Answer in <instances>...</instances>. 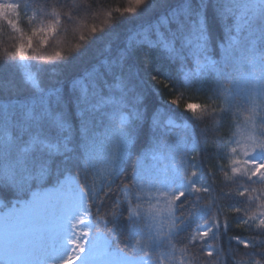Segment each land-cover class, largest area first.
<instances>
[{
  "label": "trees",
  "instance_id": "1",
  "mask_svg": "<svg viewBox=\"0 0 264 264\" xmlns=\"http://www.w3.org/2000/svg\"><path fill=\"white\" fill-rule=\"evenodd\" d=\"M169 2L157 0L159 6L154 9L149 0L135 15H115L110 25L90 37L92 25L99 26L106 13L126 0H0V53L19 42L17 21L25 34L37 31L36 26L57 25L45 45L34 38L29 55L35 58L26 62L39 71L44 90L36 100L41 115L33 127L37 135L47 136L45 117L62 115L72 149L65 159L76 161L72 166L58 162L66 151L62 138L58 150L41 148L53 156L42 166L40 153L33 157L24 152L21 133L11 146L0 145V201L9 206L70 177L85 194L94 230L102 232L114 249L142 256L157 245L138 231L144 220L139 212L147 199L140 166L157 152L173 161L184 155L199 186L175 201L168 242L185 254L187 264H264V177L257 180L236 173L227 161L236 132L248 122L254 135L264 141V114L253 113L244 93L236 89L244 80L246 59L255 55L264 64V32L245 28L239 42L228 49V29L221 23L219 10H213L205 39L216 64L186 83L178 61L138 46L144 30ZM252 7L264 9L261 4ZM24 12L33 26L25 25ZM81 35L89 39L75 52ZM125 46L127 62L114 65L119 75L113 72L106 77L101 63ZM56 52L69 56L42 59ZM18 63L0 62L9 99L25 94L16 74ZM92 68L95 72L90 73ZM113 77L117 83H112ZM76 78L87 84V99L73 86ZM49 92L53 93L50 102ZM177 97L179 105L173 103ZM189 101L203 105L202 114L186 111ZM122 116L127 121L124 125L118 122ZM168 119L187 127H169ZM114 138L122 140V153L117 149L111 154ZM257 218L261 222L253 223ZM204 231L208 235L203 236Z\"/></svg>",
  "mask_w": 264,
  "mask_h": 264
},
{
  "label": "rangeland",
  "instance_id": "2",
  "mask_svg": "<svg viewBox=\"0 0 264 264\" xmlns=\"http://www.w3.org/2000/svg\"><path fill=\"white\" fill-rule=\"evenodd\" d=\"M10 8L14 6L10 4ZM22 19L27 27L33 26L26 12ZM262 64L255 55L246 59L244 80L236 87L246 96L253 113L260 115L264 114ZM252 72L254 78L249 76ZM118 122L124 125L127 121L122 116ZM165 123L169 127H187L172 119ZM251 126L248 122L236 132L227 161L234 172L261 180L264 141L254 135ZM110 142L115 144L111 154L117 149L123 152L121 139L114 138ZM194 176V171L188 170L184 155L173 161L157 152L140 166L147 199L139 212L144 220L138 231L157 247L139 257L112 248L104 234L93 230L85 195L71 178L65 177L46 188L48 190H35L27 200L15 201L9 206L0 202V264H187L185 254L168 241L172 233L173 206L183 194L199 186ZM122 193L126 199L128 190L124 188ZM33 202L41 207L29 214L28 208ZM260 222V218L253 219L255 224ZM206 235L208 231L203 232V236ZM9 240L14 242L15 251L9 250Z\"/></svg>",
  "mask_w": 264,
  "mask_h": 264
},
{
  "label": "snow or ice",
  "instance_id": "3",
  "mask_svg": "<svg viewBox=\"0 0 264 264\" xmlns=\"http://www.w3.org/2000/svg\"><path fill=\"white\" fill-rule=\"evenodd\" d=\"M148 3L149 0H126L122 7L106 13V18L99 26L92 25L90 37L110 25L115 15L121 17L135 15ZM257 3L264 5V0H170L164 6L165 11L157 15L155 23L144 30L138 46L150 52L160 51L170 59L178 61L185 82L189 83L201 76L204 68L214 67L216 64L213 53L208 51L209 41L205 39L208 19L213 10H219L221 23L228 29V42L225 47L231 49L239 42V37L245 28L254 27L264 32V9L258 10L251 6ZM152 6L154 9L159 6L157 0H153ZM16 29L20 37L19 42L11 50L5 49L3 53H0V62L5 60L20 62L16 65V74L25 86V94L23 97L9 99L8 81L4 79L3 74H0V145L11 146L23 133L24 152L30 153L33 157L40 153L39 163L43 166L52 160L53 156L50 152H41V148L58 150L59 142L63 138L66 151L60 156L58 162L72 166L76 161L71 158L65 159L72 149L68 146L69 127L62 115L50 113L48 117H45V122L49 125V135L36 134L33 123L41 115V108L37 106L36 100L44 95V90L39 71L25 63L35 58L29 55L34 38H39L41 45H45L48 37L57 30V25L53 23L31 34H25L17 21ZM88 39V35H81L82 43L76 45L75 52L81 49L83 42ZM252 42L255 43V41ZM127 55L128 47L125 46L118 51L117 56L105 58L100 66L103 74L107 77L110 73L116 72L114 65L123 66L127 62ZM68 56L56 52L55 56L42 59L53 61L56 57L67 59ZM89 72H95V68L89 69ZM116 74L119 75L118 72ZM112 83H117L115 77ZM73 86L80 91L84 99H87V84L83 83L81 78H76ZM52 96L53 93L49 92V102ZM60 98L61 94L57 96V102ZM173 103L179 105L180 98H174ZM184 108L194 116H199L204 111L203 105L193 101L185 103ZM40 207L39 203L33 202L28 208L29 214L38 211ZM8 246L10 251H15L13 241L9 240Z\"/></svg>",
  "mask_w": 264,
  "mask_h": 264
},
{
  "label": "bare ground",
  "instance_id": "4",
  "mask_svg": "<svg viewBox=\"0 0 264 264\" xmlns=\"http://www.w3.org/2000/svg\"><path fill=\"white\" fill-rule=\"evenodd\" d=\"M46 190H48V189H46ZM46 190H45V191H46ZM54 191H55V190H54Z\"/></svg>",
  "mask_w": 264,
  "mask_h": 264
}]
</instances>
